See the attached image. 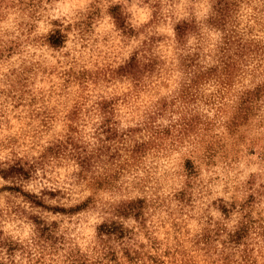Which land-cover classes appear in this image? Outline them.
<instances>
[{
	"label": "clouds",
	"instance_id": "obj_1",
	"mask_svg": "<svg viewBox=\"0 0 264 264\" xmlns=\"http://www.w3.org/2000/svg\"><path fill=\"white\" fill-rule=\"evenodd\" d=\"M0 264H264V0H0Z\"/></svg>",
	"mask_w": 264,
	"mask_h": 264
}]
</instances>
